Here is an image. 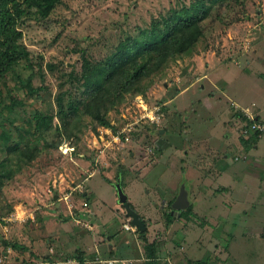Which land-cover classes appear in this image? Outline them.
Here are the masks:
<instances>
[{"label": "rangeland", "instance_id": "1", "mask_svg": "<svg viewBox=\"0 0 264 264\" xmlns=\"http://www.w3.org/2000/svg\"><path fill=\"white\" fill-rule=\"evenodd\" d=\"M206 1L59 0L48 13H25L18 27L28 56L0 81V133L16 136L35 111L53 114V125L59 126L56 97L64 93L68 101V94H77L73 75L80 73L81 55L99 61L127 35ZM202 28L192 50L170 59L143 82L141 93L126 94L110 113L113 134L124 126L128 141L115 142L81 115L74 136L57 137L52 129L28 164L15 168L9 179L0 176V258L41 264L47 253L53 264H109L97 257L117 260L110 264L142 263L149 254L118 203L114 184L120 182L146 224V241L156 243V256L165 253L173 260L172 249L182 248L191 221L219 236L228 264H264V137L255 147V142L245 144V119L239 112L227 114L233 103L264 120V0L216 3ZM190 83L192 89L178 95ZM28 87L42 89L36 94ZM211 94L223 108L219 113L196 102ZM143 104L161 108L159 124L139 121ZM25 135L33 139L31 131ZM57 139V147L48 145ZM5 144L0 142V160L6 157ZM62 146L74 149L64 154ZM182 184L193 202L169 222ZM218 184L226 186L216 191L220 204L233 209L212 219L207 196ZM16 209L30 217L3 220ZM14 243L28 250L12 248Z\"/></svg>", "mask_w": 264, "mask_h": 264}, {"label": "trees", "instance_id": "2", "mask_svg": "<svg viewBox=\"0 0 264 264\" xmlns=\"http://www.w3.org/2000/svg\"><path fill=\"white\" fill-rule=\"evenodd\" d=\"M225 1L207 0L204 4L172 11L160 21H153L149 28L140 30L135 35H127L99 61L93 62L81 55L80 73L73 75V79L78 82L75 83L76 88L74 87L77 94L73 96L68 94V101H64L66 95L64 93L56 97L59 126L53 125L55 118L53 114L35 111L30 119H25L28 128H18L16 136L7 132L0 133V142L7 144L6 157L0 160V176L9 179L15 168L28 164L40 152L38 142H46L44 136L52 129L57 131V137L69 139L74 136L73 129L76 128L77 119L81 115L90 117L97 127L112 128L110 113L122 104L124 96L129 93H141L144 90L143 82L147 78L160 70L170 59L192 50L203 35L202 22L208 18L212 6ZM58 2L59 0H0V81L16 64L28 56V51L20 44L22 40V31L18 27L20 18L32 10L48 13ZM28 89L38 94L42 88ZM29 131L32 140L25 135ZM242 138L245 144L254 142L256 144L259 140L257 134ZM60 143L61 140L57 139L48 145L57 147ZM172 216L168 214L169 222ZM145 233L147 230L139 232L138 235L140 240L144 241V247L149 254L146 262H143L155 264L156 243L147 242ZM4 242L5 247L8 246L9 243ZM12 248L27 250L17 243H14ZM168 261L176 264L170 259L163 263L168 264ZM201 262L192 260L193 264Z\"/></svg>", "mask_w": 264, "mask_h": 264}, {"label": "crops", "instance_id": "3", "mask_svg": "<svg viewBox=\"0 0 264 264\" xmlns=\"http://www.w3.org/2000/svg\"><path fill=\"white\" fill-rule=\"evenodd\" d=\"M193 86H194V84L190 83L188 86L182 88L179 91L178 95H180L184 92L190 91ZM214 101H215V99H214V96L212 97V94L210 96H205V97L203 95V97L196 100V102H198L200 104H203V105L205 104V106L207 108L213 107L215 109V111L217 113H219L223 108L221 107L220 104L217 105V103H213ZM233 107H236V106H234L232 103L231 110L227 111L228 112L227 114L230 116H231V114H234V116L235 115L237 116V113L239 112L238 115L241 117V121L243 122V119L247 118L243 113V109L236 107L237 109H240L239 111H237L236 109L234 110ZM245 109H247V108H245ZM224 111L226 112V109H224ZM240 111H241V113H240ZM222 114H223V112H222ZM224 115H225V113H224ZM254 116L257 117V115H254ZM232 120H233V118H232ZM241 121H240V125H241ZM232 122H234V120ZM240 133H241V126H240ZM241 137H242V135H241ZM238 138H239V135H238ZM260 138H262V137H259V139ZM237 144L241 149H243L241 147V143L239 145V140H238ZM255 146H256V144H255ZM224 170H225V168L222 167V169L220 170V173H222ZM219 177H220V175H219ZM219 177H217V178H219ZM223 187H225V189H222ZM218 188L219 189H215V191H214L213 188L211 187L209 189L210 195L207 196V199H209V203H210L209 204V210H208L209 213H208L207 217L212 218V219H215L216 218L215 216H217L216 214H218V213H221V215L225 216L228 212L232 211L231 209H233L232 204H227V205L220 204V201L218 199L216 191L217 190H226V186H224L222 184H218ZM188 199H189V205H191L193 201L189 198V196H188ZM218 210H221V211H218ZM185 227L186 228H185V232L183 235L184 240L182 241V248L177 249V250L172 249V253H171L173 256V260L176 264H193L192 260L202 261L201 263H198V264H228L227 260L223 258V255L225 254V252H224L225 245L224 246L221 245L218 235L216 236L214 234V232H209L208 230H205V228H203L201 225L194 223V222H191V221L189 222V225L185 226ZM199 231H201V234H199ZM222 234L224 235V232ZM193 245L194 246L199 245L200 247L196 251L194 248H192ZM9 250L11 253V249H8V251ZM35 250H36V247H35L34 251ZM8 251H7V253H8ZM201 251H202V253H201ZM10 253H8V254H10ZM199 253H201L202 256L198 257ZM164 254L165 253H163V255ZM34 255L37 256V253ZM163 255L160 253L158 255L159 257L157 256L156 260H154L155 264H164L165 260H169V258L165 259L163 257ZM168 255H170V254L168 253ZM47 257H48L47 253L43 254V256H42L43 261H46ZM146 260L147 259H144V262H146ZM189 261H191V263H188ZM144 262H142V263L139 262L137 264H145Z\"/></svg>", "mask_w": 264, "mask_h": 264}, {"label": "built area", "instance_id": "4", "mask_svg": "<svg viewBox=\"0 0 264 264\" xmlns=\"http://www.w3.org/2000/svg\"><path fill=\"white\" fill-rule=\"evenodd\" d=\"M141 108L143 110V114L139 115V121L140 120H144L145 122H149L151 124H159L160 121H161V118L163 117V112L161 111V108L158 107V106H152V107H149L147 104H143L141 105ZM243 113L245 114V116L247 117V122L248 120L250 121V123L248 124L247 122H245L243 124V127H242V133L241 135L243 137H246L248 135H251V134H257L258 137H264V120L262 119H256L255 116L251 113H249L248 109H244L243 110ZM103 129V132H105V135L106 134H110L112 135V137H114V141L115 142H119V141H116V140H121L120 137L124 140H129V136L128 133H125V128L124 126L121 127V129L119 131H117V134H113V130L112 128L110 127H102ZM101 139H103V135L100 136ZM106 145V144H105ZM73 147H69V146H66V147H61V150L64 154H67V153H71L73 151ZM237 158V157H236ZM235 158V159H236ZM65 199H67V197H64ZM28 217L30 216H27L25 211L24 210H18L16 209L15 211H13L10 215H8L7 217L3 218L4 221L6 222H23L25 221ZM78 222V221H77ZM127 229H129V227H127ZM8 253H10V250L8 251ZM97 260L99 263H113V262H117V260H103L101 258H98L97 257ZM119 261V260H118ZM122 264H126L130 261H123L121 260ZM0 264H11L10 262V259H9V255H4L0 258ZM41 264H53L52 262H49V261H43ZM60 264V263H59ZM64 264H73V261L71 260H68L67 262H65ZM168 264H173L171 261H168Z\"/></svg>", "mask_w": 264, "mask_h": 264}, {"label": "water", "instance_id": "5", "mask_svg": "<svg viewBox=\"0 0 264 264\" xmlns=\"http://www.w3.org/2000/svg\"><path fill=\"white\" fill-rule=\"evenodd\" d=\"M118 196V203L123 206L126 211V215L131 219V224L138 228L139 232L146 230V224L139 217V215L130 207L128 202V196L124 193L120 182L114 184ZM189 206L188 193L185 189L184 184L181 185L176 199L171 204L172 210L178 216L179 211L185 210Z\"/></svg>", "mask_w": 264, "mask_h": 264}, {"label": "flooded vegetation", "instance_id": "6", "mask_svg": "<svg viewBox=\"0 0 264 264\" xmlns=\"http://www.w3.org/2000/svg\"><path fill=\"white\" fill-rule=\"evenodd\" d=\"M180 212V211H179ZM170 214H172V215H176L175 214V212L172 210V208H171V211L169 212ZM180 214V213H179ZM177 216V215H176Z\"/></svg>", "mask_w": 264, "mask_h": 264}]
</instances>
